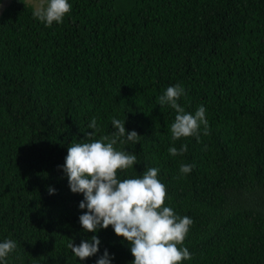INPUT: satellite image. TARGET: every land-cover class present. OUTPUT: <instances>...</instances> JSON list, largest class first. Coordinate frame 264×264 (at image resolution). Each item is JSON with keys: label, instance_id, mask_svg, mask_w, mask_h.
I'll use <instances>...</instances> for the list:
<instances>
[{"label": "trees", "instance_id": "trees-1", "mask_svg": "<svg viewBox=\"0 0 264 264\" xmlns=\"http://www.w3.org/2000/svg\"><path fill=\"white\" fill-rule=\"evenodd\" d=\"M68 2L49 27L29 0H0V242L17 244L0 264H96L105 250L133 261L111 226L82 228L83 194L62 169L93 117L95 139L113 118L140 135L116 145L138 162L119 177L159 168L166 206L193 221L182 264H264V0ZM177 84L186 112L205 107L207 135L173 141L176 112L158 97ZM93 235L99 252L79 260L68 244Z\"/></svg>", "mask_w": 264, "mask_h": 264}, {"label": "clouds", "instance_id": "clouds-1", "mask_svg": "<svg viewBox=\"0 0 264 264\" xmlns=\"http://www.w3.org/2000/svg\"><path fill=\"white\" fill-rule=\"evenodd\" d=\"M2 7V5H0ZM68 0H47L33 13L34 17L46 26L63 23L64 17L71 12ZM185 89L179 84L169 86L158 97V105H168L176 115L170 131L173 141L181 138L199 136L201 125L204 134H208L206 109L199 106L195 113H188L178 100L184 96ZM112 126L116 130L111 135H101L95 117L88 124L92 132L86 133L85 142H72L67 148L63 172L66 174L72 193L83 194L79 203L81 210L79 223L87 232H97L99 228L112 227L118 237L130 245L131 264H182L191 259V254L183 243L193 223L188 216H179L173 208L166 206L167 187L159 177V168L150 167L139 177H119V173L133 168L137 156L126 149H117L116 145L127 141L139 142V134L132 130L126 134L125 120L113 118ZM187 145L178 149L169 147V155L175 157L187 152ZM193 165L182 164L181 174H189ZM49 194L55 189L49 188ZM100 239L93 235L90 240L75 245L73 241L68 248L81 261L99 252ZM17 247L14 240L0 242V261H5ZM96 264H111L107 250Z\"/></svg>", "mask_w": 264, "mask_h": 264}, {"label": "rangeland", "instance_id": "rangeland-1", "mask_svg": "<svg viewBox=\"0 0 264 264\" xmlns=\"http://www.w3.org/2000/svg\"><path fill=\"white\" fill-rule=\"evenodd\" d=\"M11 0H5V5H8L10 3ZM46 0H29V2L31 4H33L35 6V8L39 7L41 4H43ZM4 5V7H6ZM4 7H0V14L2 12V10L4 9Z\"/></svg>", "mask_w": 264, "mask_h": 264}]
</instances>
